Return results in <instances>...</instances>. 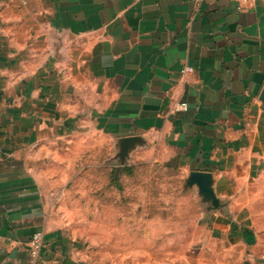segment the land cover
Wrapping results in <instances>:
<instances>
[{
	"label": "crops",
	"instance_id": "obj_1",
	"mask_svg": "<svg viewBox=\"0 0 264 264\" xmlns=\"http://www.w3.org/2000/svg\"><path fill=\"white\" fill-rule=\"evenodd\" d=\"M263 91L264 0H0V264L38 232L35 264H90L52 207L94 133L120 169L165 151L222 199L261 189Z\"/></svg>",
	"mask_w": 264,
	"mask_h": 264
},
{
	"label": "rangeland",
	"instance_id": "obj_2",
	"mask_svg": "<svg viewBox=\"0 0 264 264\" xmlns=\"http://www.w3.org/2000/svg\"><path fill=\"white\" fill-rule=\"evenodd\" d=\"M94 134L73 148L78 164L58 178L52 207L90 264H264V185L238 199L214 190L216 204L165 151L120 169Z\"/></svg>",
	"mask_w": 264,
	"mask_h": 264
},
{
	"label": "built area",
	"instance_id": "obj_3",
	"mask_svg": "<svg viewBox=\"0 0 264 264\" xmlns=\"http://www.w3.org/2000/svg\"><path fill=\"white\" fill-rule=\"evenodd\" d=\"M194 69L192 67H186L182 70L181 74L183 76L193 73ZM189 110V106L187 103H178L176 104L174 111L175 112H187ZM3 158V151L0 147V159ZM29 253L31 256V264H35L36 261L41 257V252L43 249V233L38 232L36 233L30 243H29Z\"/></svg>",
	"mask_w": 264,
	"mask_h": 264
},
{
	"label": "water",
	"instance_id": "obj_4",
	"mask_svg": "<svg viewBox=\"0 0 264 264\" xmlns=\"http://www.w3.org/2000/svg\"><path fill=\"white\" fill-rule=\"evenodd\" d=\"M262 99L264 101V91L262 94ZM189 182L191 185H196L206 200L214 199L215 203L218 204L216 199L214 189H213V177L207 173L194 172L189 176Z\"/></svg>",
	"mask_w": 264,
	"mask_h": 264
}]
</instances>
